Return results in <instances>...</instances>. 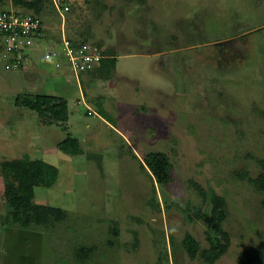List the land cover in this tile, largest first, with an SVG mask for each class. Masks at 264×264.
<instances>
[{"label":"rangeland","instance_id":"374dc122","mask_svg":"<svg viewBox=\"0 0 264 264\" xmlns=\"http://www.w3.org/2000/svg\"><path fill=\"white\" fill-rule=\"evenodd\" d=\"M25 1L52 47L86 40L116 60L79 76L37 50L28 68L0 63V264H208L202 252L225 240L200 217V189L227 204L216 264H240L248 248L264 258V193L248 183L264 163V0H63L69 12ZM43 97L69 100L67 122L34 110ZM158 153L170 165L163 184L145 163ZM23 158L58 168L34 205L63 219L12 223L1 165Z\"/></svg>","mask_w":264,"mask_h":264},{"label":"trees","instance_id":"16d2710c","mask_svg":"<svg viewBox=\"0 0 264 264\" xmlns=\"http://www.w3.org/2000/svg\"><path fill=\"white\" fill-rule=\"evenodd\" d=\"M16 10L26 12L27 9H33L35 16L38 14V7L32 2L25 0H16ZM5 11V10H3ZM1 12V11H0ZM76 44L87 43L86 40L74 41ZM104 55L105 60L115 62L116 58ZM100 68V67H99ZM98 70V69H96ZM95 71V70H94ZM36 104L34 110L44 119L58 121L60 124L67 122L69 111L67 101L57 99L56 97L35 98ZM46 106L43 108V106ZM50 123V122H49ZM69 140L64 142L63 150L70 153L75 143ZM75 151V148H73ZM146 166L151 170L154 177L161 183L169 180L170 165L166 156L162 153L149 155L145 159ZM1 175L5 182L4 199L11 208V218L14 225L22 228L30 226H43L50 220L63 219L64 213L59 208L36 206L34 205L36 188L52 187L59 177V170L56 166L48 164L44 161L31 160L23 158L13 161L4 162L1 165ZM250 183L258 192L264 193V163H262V173L256 178L248 177ZM200 196L206 203V210L201 219L216 234L224 237L225 243L211 245L208 251L202 252L201 257L208 264H216V262L225 255L228 250L229 234L223 231L222 225L226 219L227 204L225 200L218 196L215 192H206L200 189ZM264 209V201L261 203ZM184 248L188 253L195 257L199 253V244L190 234H187L184 242ZM240 264H264V258L255 248H248L240 256Z\"/></svg>","mask_w":264,"mask_h":264},{"label":"built area","instance_id":"2783aa9c","mask_svg":"<svg viewBox=\"0 0 264 264\" xmlns=\"http://www.w3.org/2000/svg\"><path fill=\"white\" fill-rule=\"evenodd\" d=\"M57 1L58 4L63 3V0ZM61 6L64 12L70 11L66 3ZM46 35V28L40 17L16 9L1 11L0 63L9 71L22 70L30 55L37 50L44 52L47 61L63 60L79 76L93 72L104 59L97 46L89 43L76 44L68 38H63L56 47L48 46ZM46 45L51 49H47Z\"/></svg>","mask_w":264,"mask_h":264},{"label":"crops","instance_id":"0c3cea01","mask_svg":"<svg viewBox=\"0 0 264 264\" xmlns=\"http://www.w3.org/2000/svg\"><path fill=\"white\" fill-rule=\"evenodd\" d=\"M47 33V32H46ZM47 44L48 45H50V46H52V44L49 42V40H48V38H47ZM59 44V42H56V44L54 45V46H57ZM29 61V60H28ZM28 63V62H27ZM27 67V64H26V66H25V68ZM56 67H61V64L59 63V65H58V63L56 64ZM100 67V68H99ZM99 67H97L96 69H98L99 70V72H100V74H104V73H106V72H108V67L106 66V65H104V66H102V64H100V66ZM28 68V67H27ZM95 69V70H96ZM101 70V71H100ZM94 72V71H93ZM64 99H66V98H64ZM81 100V99H80ZM82 103H84L83 102V98H82ZM80 104H81V102H80ZM67 105H68V111H69V114H70V112H71V103L69 102V100H67ZM76 105V104H75ZM75 105H74V107H75ZM88 110H90V109H88ZM68 119H69V116H68Z\"/></svg>","mask_w":264,"mask_h":264}]
</instances>
